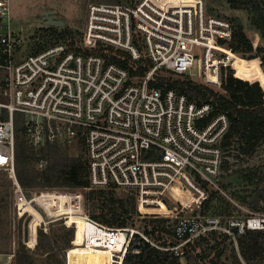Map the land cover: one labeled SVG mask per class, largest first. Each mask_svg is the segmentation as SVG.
I'll return each instance as SVG.
<instances>
[{"label": "built area", "instance_id": "obj_1", "mask_svg": "<svg viewBox=\"0 0 264 264\" xmlns=\"http://www.w3.org/2000/svg\"><path fill=\"white\" fill-rule=\"evenodd\" d=\"M13 20L10 0H0V167L11 180L18 215L24 205L31 218L33 212L40 215L37 227L46 230L57 220L72 227L70 242L106 250L105 264H124L127 252H140L144 241L182 255L188 242L211 230L235 242L252 226L264 230L263 213L228 216L223 222L217 215L192 213L207 187L221 190L227 157L221 141L228 119L223 113L205 119L209 102L150 83L157 70H166L219 87L216 77L223 65L234 56L244 58L226 43L232 33L228 19L208 14L204 0L92 3L79 48L57 39L23 54L24 34ZM97 43L126 50L136 60L147 58L151 66L144 76H131L128 68L91 52ZM16 113L39 167L46 159L37 152L48 142L72 144L82 137L89 186L26 195L15 172ZM108 187L135 196L136 219L173 220V242L161 245L133 225L108 226L91 218L85 190ZM71 215L93 232L79 234L77 220L68 222ZM69 249L66 264H81Z\"/></svg>", "mask_w": 264, "mask_h": 264}, {"label": "trees", "instance_id": "obj_2", "mask_svg": "<svg viewBox=\"0 0 264 264\" xmlns=\"http://www.w3.org/2000/svg\"><path fill=\"white\" fill-rule=\"evenodd\" d=\"M227 2L234 9L241 7L249 9L251 23L259 30V35L264 40V0H227ZM228 20L232 25V33L226 43L246 58L237 56L230 65L235 74L230 72L226 75L220 87L224 91L197 82L186 74H176L166 70H157L150 83L164 89L174 88L198 103L209 102L212 109L205 119H209L217 113L225 114L228 119V128L221 141L222 148L227 151L234 142L237 144L238 151L247 155L251 154L258 143L264 139V74L256 68L258 63L256 56H260L261 63L264 65V45L253 46L243 24L237 17ZM46 28L58 32L56 37H68V44L79 48V44H75L73 41L71 31L66 27L48 24ZM220 41L223 42V40ZM40 46L39 43H36L33 45V49L37 50ZM90 51L99 53L107 60L128 68L131 76L134 77L144 76L151 66L147 58L133 59L128 51L103 43H97ZM243 62L244 64H242ZM254 67L257 71L251 74ZM161 72L165 74H160ZM244 78L251 82H242ZM76 142L84 147L82 137ZM41 149L46 157L44 167L37 166L38 156L25 140L20 115L15 119V172L26 195H30L38 185L82 189L89 186V170L85 150L83 151L84 155L69 154L66 145L58 142H48ZM223 168H228L226 159L223 161ZM251 175L249 179L254 176L257 178V182L262 179L257 174ZM9 181L11 182L10 178ZM206 190L207 196L203 199L200 207L195 210L200 215L207 214V210L213 207L216 211V205L214 206L213 203L219 197V190L209 187ZM85 198L88 214L94 220L108 226L134 225L136 209L135 196L132 193L113 187L90 188L85 190ZM242 199L253 209H256L259 201H264V183L250 200H246V197ZM229 207L232 208L231 202L225 200L221 210L223 213H229ZM35 216H37L35 221H39V216L36 214ZM73 220H77L79 234L86 231L84 220L78 219L76 216L68 218L69 223ZM139 220L145 222L141 226L142 231L157 243L165 244L167 239H171L170 241L173 242V220L164 217ZM28 226L30 239L27 244L30 245L35 239L37 224L32 220ZM87 227L88 233L93 232L94 228L90 224H87ZM48 228L46 231L41 227L38 228L36 243L32 249L27 246H18L14 252L12 264H37L40 260H47V264H66V249L83 246L74 245L71 247L72 227L62 224L60 233L51 232L50 225ZM236 241L234 242L231 236L226 233L211 230L188 242L184 246L182 255H175L169 250L157 248L144 241L140 252H127L124 264H203V261L206 264H227L223 259L226 248L228 249V264H264L263 229H248L244 233L237 234ZM200 244L203 245L202 252H198L194 256L190 255L189 249ZM181 257H184V263H182Z\"/></svg>", "mask_w": 264, "mask_h": 264}, {"label": "rangeland", "instance_id": "obj_3", "mask_svg": "<svg viewBox=\"0 0 264 264\" xmlns=\"http://www.w3.org/2000/svg\"><path fill=\"white\" fill-rule=\"evenodd\" d=\"M131 1V0H130ZM129 0H10L11 12L13 15V22L16 29L21 28L24 34V42L21 45V54L32 51L33 43L48 44L51 41L61 39L66 43H69V38L56 37V31L47 29L46 21L48 18L54 20H60L63 22L61 26L66 27L71 31L73 41L75 44H80L83 28L85 25V18L87 13V8L89 4L92 3H130ZM206 6V12L210 15H215L217 17H222L226 19L237 17L244 26L245 32L251 39L253 45L263 44L264 40L261 39L259 35V30L256 29L251 23V12L247 7L241 8H231L227 0H204ZM134 2V0H132ZM244 57V56H243ZM246 58V57H244ZM257 64L256 68L259 69L264 74V65L261 63L260 56H256ZM244 64V62L242 63ZM241 64V65H242ZM224 69L226 74L230 72L235 74L234 69L227 65ZM254 67L251 74L255 73L257 70ZM160 74H165L161 72ZM189 78L200 82V79L191 75L186 74ZM259 84V83H258ZM260 85V84H259ZM210 86V85H209ZM215 89H220L218 86H211ZM224 91V90H223ZM264 91V90H263ZM226 92V91H225ZM20 114L16 113V118H19ZM69 154L80 153L84 155V147L80 146L77 142L72 144H65ZM40 156H44L42 149L37 152ZM226 160L228 161V168L224 169L219 177V197L214 200L216 205L215 208H210L207 210V214L217 215L221 218L222 222L228 216H235L236 218H246L247 216H257V214H264V201H259V205L256 209H253L248 205L242 198L246 197V200H250L253 195H255L264 183V139L258 143L255 150L251 154H242L237 149V144L232 143L230 148L225 150ZM45 157V156H44ZM46 159V157H45ZM46 164V161H45ZM44 164V166H45ZM38 166V164H37ZM42 166V167H44ZM39 167V166H38ZM257 174L261 176L260 182H257L256 177L249 179L251 174ZM252 176V175H251ZM42 188H54L60 191H74L83 190L82 188H72L65 186H42L38 185L35 189ZM224 198V199H222ZM228 200L231 202L232 208L229 207V213H223L221 207L224 205V201ZM23 207H25L23 205ZM22 207V208H23ZM20 208V214L16 212V207L13 199V192L11 187V182L9 181V176L7 170L0 167V258H9V253H11L12 263L14 261V252L18 246H27L32 249L36 243L37 231L35 234V239L27 244L30 239L29 226L32 220L38 225L37 220L38 215L33 212L35 217L30 216L29 211L25 208ZM38 208V207H36ZM88 213V210H86ZM191 211L188 209L187 213ZM64 213H70V211H64ZM197 213V212H192ZM39 219H40V215ZM74 216V215H71ZM151 218V217H148ZM30 220V221H29ZM46 222V221H45ZM144 221L136 219L134 225L137 229L142 231L141 226L144 225ZM43 224V223H42ZM51 226V232L60 233V226L62 223L57 221H52L47 223L46 226ZM46 228V230H47ZM44 230V229H43ZM44 230V231H46ZM64 230V229H63ZM49 231V228L47 232ZM86 231L88 233V227L86 223ZM237 236V235H236ZM149 237V236H148ZM236 239V237H235ZM150 240L155 241L150 238ZM235 242V240H233ZM156 242V241H155ZM34 243V244H33ZM71 243V242H70ZM74 245L71 243V247ZM202 244L193 246L189 249V254L194 256L196 253H201ZM70 248V247H69ZM67 248V249H69ZM238 248V247H237ZM66 249V250H67ZM239 249V248H238ZM4 253V254H2ZM67 253V252H66ZM46 254V253H45ZM228 249L226 248L225 254L223 255L224 261L229 263L227 258ZM182 263L185 262L184 257L180 258ZM2 260V259H0ZM207 260V259H205ZM37 264H47V260H40ZM203 264H206L203 261Z\"/></svg>", "mask_w": 264, "mask_h": 264}, {"label": "bare ground", "instance_id": "obj_4", "mask_svg": "<svg viewBox=\"0 0 264 264\" xmlns=\"http://www.w3.org/2000/svg\"><path fill=\"white\" fill-rule=\"evenodd\" d=\"M237 56H234L232 60L225 63L223 65V68L225 69L227 65H231L235 60ZM226 71L222 70L219 72V75L216 77V81L219 83V87H221L224 79L226 78ZM249 229H260L257 226H252ZM248 230V229H247ZM237 242V241H236ZM70 253L75 256V258H79L81 261V264H105L108 260V253L106 250L98 247H91V246H78L73 247L69 249Z\"/></svg>", "mask_w": 264, "mask_h": 264}, {"label": "water", "instance_id": "obj_5", "mask_svg": "<svg viewBox=\"0 0 264 264\" xmlns=\"http://www.w3.org/2000/svg\"><path fill=\"white\" fill-rule=\"evenodd\" d=\"M46 24H52V25H55V26H61L63 24V22L60 21V20H54V19L48 18L47 21H46Z\"/></svg>", "mask_w": 264, "mask_h": 264}, {"label": "crops", "instance_id": "obj_6", "mask_svg": "<svg viewBox=\"0 0 264 264\" xmlns=\"http://www.w3.org/2000/svg\"><path fill=\"white\" fill-rule=\"evenodd\" d=\"M4 254V253H2ZM2 260H0V264H12V258H11V253H9V258H0Z\"/></svg>", "mask_w": 264, "mask_h": 264}]
</instances>
